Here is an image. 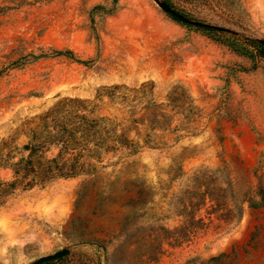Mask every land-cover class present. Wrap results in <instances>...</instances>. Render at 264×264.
I'll return each mask as SVG.
<instances>
[{"label": "rangeland", "instance_id": "1", "mask_svg": "<svg viewBox=\"0 0 264 264\" xmlns=\"http://www.w3.org/2000/svg\"><path fill=\"white\" fill-rule=\"evenodd\" d=\"M244 42L264 44V0H0V141L102 88L127 98L102 115L144 118L136 154L0 199V264H264V58Z\"/></svg>", "mask_w": 264, "mask_h": 264}, {"label": "trees", "instance_id": "2", "mask_svg": "<svg viewBox=\"0 0 264 264\" xmlns=\"http://www.w3.org/2000/svg\"><path fill=\"white\" fill-rule=\"evenodd\" d=\"M210 29V28H207ZM253 47L264 58V46L256 42L240 43ZM145 87V86H142ZM120 88H102L93 100L58 98L50 107L23 121L6 139L0 141V199L17 192L43 189L58 180L93 176L102 169L106 158L132 156L140 146L129 132L144 118L134 117V107L127 110V123L101 114L104 99L115 105ZM127 101L126 97L122 98ZM126 102H123L125 104ZM150 101L145 108L149 110ZM193 109L189 103L187 111ZM147 117V116H146ZM152 130V128H149ZM24 138L22 144L18 143ZM150 141L144 140L143 147ZM9 172L4 180L1 172Z\"/></svg>", "mask_w": 264, "mask_h": 264}, {"label": "water", "instance_id": "3", "mask_svg": "<svg viewBox=\"0 0 264 264\" xmlns=\"http://www.w3.org/2000/svg\"><path fill=\"white\" fill-rule=\"evenodd\" d=\"M159 8L165 12L167 15H169L171 18L184 23L186 25H191L195 27H204V28H210L213 29L211 26H208L206 24H202L199 22H194L189 20L188 18L183 17L182 15L176 13L173 9H171L166 3H159ZM264 46V44H262ZM64 252H61L58 254V256H61Z\"/></svg>", "mask_w": 264, "mask_h": 264}]
</instances>
